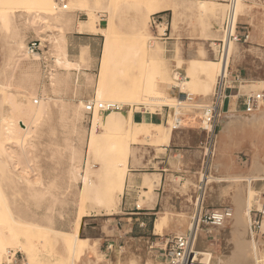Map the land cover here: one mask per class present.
<instances>
[{
  "label": "rangeland",
  "instance_id": "obj_1",
  "mask_svg": "<svg viewBox=\"0 0 264 264\" xmlns=\"http://www.w3.org/2000/svg\"><path fill=\"white\" fill-rule=\"evenodd\" d=\"M94 1L86 0L87 4L93 7L97 20L101 17L104 18V28L108 23V19L112 16L124 34H122L123 37L120 44H132L140 40L144 46L146 45V48L148 44L152 45V48H149L150 52L148 51L146 55L140 53L139 67L133 63L129 64V66L128 64L127 66L124 64L126 68L132 71L129 74V85L125 86L122 84L121 90L117 91V89H114V93L117 92L121 94V97H126V92L135 91L137 82H142L144 70H148V67L153 70L154 62H160L163 55L165 57L163 68L167 70V76L171 80L168 91L177 92L179 97V99H175L171 94L165 92L168 99L171 101L185 100L202 103L210 101L209 99L211 98L216 80L214 68L219 60L217 45L213 43L221 37L218 26L226 7L225 4L223 5L224 0H164L162 3H165L171 9L159 11L161 12V17L164 18L161 25H157V23L155 25L153 22L156 19V15H153L156 13L155 7L161 5V2L150 6L147 3L145 4L144 0H115V7L110 14L108 0ZM64 3L67 4V8L60 11L52 10L50 11L51 13L48 11L49 13H40L39 15L34 10L15 9V11L0 7V140H2V114L10 111L12 106L20 105L19 101L22 100V97L27 98L28 101L32 97L36 98L40 96L62 98V100L57 99V101L47 99L42 101L40 99L37 121L34 130L29 134L31 144L29 147L26 148L22 144L11 143L9 141L3 142L6 146L8 144L11 146L15 144L13 148L20 153V161L27 174L30 177H39L40 184L35 186L37 190L35 191V189L28 187V184L24 181L25 174H20L13 170L11 160L3 152L0 158L5 160L7 165L3 168L0 167L2 189L6 198L8 197L9 206L13 208L12 213L14 212L13 216L15 218L54 226L62 230L71 228L72 221L76 214L79 213L81 207L83 214L85 213L87 216L82 219V229L80 228L79 235L87 237L89 243L88 241L84 243L83 248H86L85 255L78 264H125L130 259H135L138 264H160V261L154 257L157 249H150L149 246L152 244L156 245L161 239L164 242L165 238H170L176 233L185 232L194 211V200L199 195L198 186L201 184L199 183L201 178L200 173L205 174L204 166L202 165V152L197 146L194 147L192 154L189 153L187 156H183L181 155L182 151H180L183 147L180 145V141H177L179 151H176L174 157L170 158L169 168L171 170L167 172L163 186L165 191L162 193L158 207L154 211L155 214L144 220L139 219L136 233L128 238L118 239L119 235H121L120 230L124 228L123 224L127 221L124 217L130 216L122 214L124 210L121 209V200L118 204H116L117 199L115 205L113 203L104 207L91 201H85L83 206H80L78 192L82 186V182L79 180L78 174V180L72 177V173L70 174L72 166H74L72 164L76 162L75 165L81 168L79 171L82 173L87 159L89 164H97L95 168L99 167V161L93 154L88 155L87 152V138L91 131L92 113L88 114L83 108L78 107V99L75 93L76 90L85 93L89 92V98L93 97L94 81L98 71L99 59L90 70L86 71L92 80H88L85 75L80 74V83L77 87L71 82L69 84L62 82V79L55 83L54 88L49 84V71L51 68L52 72L58 73V77L60 78H62V75H59V73L63 71L55 61L56 58L61 57L62 53L57 50L54 44V36L61 39L63 34L66 35L73 31L72 25H75L77 20L87 19L85 11L71 7L70 0H65ZM203 5L205 9L202 11L201 6ZM238 21L245 24L244 26L247 27L249 37L245 42L241 41L233 44V52L231 51L230 59L228 60L229 66L230 68L238 67L240 69H242V66H245L250 69L253 76L259 77V74L264 76V0H241L239 3ZM166 23H168L165 36L167 38L164 39L165 37L161 38L159 35L163 33ZM60 25L61 27H59ZM42 29L46 34L51 36V40L47 39L45 49L41 48L40 60L24 57L23 52H25L27 42L31 39L40 40L37 32ZM133 33L136 34L135 37H132ZM139 33L143 37L139 36ZM102 40L103 37L101 36L100 48ZM117 48L122 49V46L120 48L118 46ZM43 50H47V52L43 53ZM191 50L201 52L202 55L196 57V60L201 61L200 59L205 58V61H208V63H201L202 67L207 69L204 70L207 76L199 80L201 84L195 90H185V93L191 94L190 98L186 100L184 94L181 93L180 86H175V84L186 76V64L184 63L179 67L178 59L185 60L187 58L190 63L189 52ZM123 51H119V55H126ZM83 67L90 66L87 63L86 66H82L81 68L83 69ZM175 73H178V78ZM189 78L187 76L186 79L189 80ZM153 81L157 83V75L155 73ZM252 86L250 87V91L244 90V93H258L261 88H264V85L259 82L253 83ZM127 88L130 90H127ZM207 92L210 94V98L207 97ZM5 93L8 94V101L4 100L3 95ZM120 103L124 105L121 106L122 110L119 112L100 113V119L102 120L105 118V115H108V117L112 116L117 120H121L126 111L132 110L134 118L138 120L141 113L146 109L144 104L137 103L133 99ZM154 111L166 115L162 121L165 127L171 125L168 122V115L174 112L173 107L157 105L154 106ZM223 113L225 112H221L219 117ZM75 115H78V118ZM192 119V121L188 120L179 123L176 127H181L174 130V133L176 132L175 135L179 137L180 130L184 128L201 131V123H199L200 120L197 119V115H193ZM124 130L125 126L114 128L116 132H123ZM155 132L157 136L164 138L165 132L163 126L157 131L155 130ZM98 133H100V128ZM214 134L213 147L209 153L212 157L208 175L217 177L226 175L227 172L228 159L224 151L227 148L228 139L226 137L227 131H220L219 123L215 128ZM203 137L205 136L202 132V139H204ZM140 143L149 142L143 140ZM152 143H157V138ZM252 146L255 149L254 145ZM73 147H75V150ZM136 147V149L132 148V151L134 150L133 152L138 157L131 169H137L133 173L139 174L141 183L144 173L158 172L157 164L151 159L154 155L163 156L165 150L161 145L140 144ZM249 153V150L245 149L243 143L230 147V154L237 169H245V167L249 166L250 155L253 154ZM260 154L264 157V145L260 149ZM217 163H220L219 167H215ZM262 183L259 181L255 184L256 191L258 192L252 197L251 209L260 208L264 205V187ZM131 185L132 182L127 181L126 177L122 194H113L114 197L120 196V198L123 194L124 196L126 195V205L129 207L131 206V204H128L129 202L138 200L142 195L140 184L134 191L135 187ZM207 186L203 194L202 203L204 209L225 205L233 208L231 188L219 196L220 188L217 183L209 181ZM126 192L127 194H125ZM162 213L166 214L167 222L163 232L157 235L154 233L153 223ZM253 214L254 212H251V219L253 218ZM129 221L130 223L134 222L131 219ZM140 222L143 223V226H138ZM230 224L231 220L222 228H209L208 233L210 235L207 236L201 233L198 239V247H204L207 241L213 240L215 242L216 253L220 255L227 254L229 249L227 236ZM261 225L259 228H254L253 231L256 239L260 240L261 247L264 248V230L261 228ZM39 234L40 237L50 240L51 236H53L52 233L47 231H40ZM33 243L34 240H32L31 244L33 245ZM36 243L39 244L37 241ZM59 244L61 245L60 242ZM59 244L56 247H59ZM107 244H111L109 250H105ZM2 249L3 247L0 245V254L4 251ZM9 249L14 250L13 247ZM42 256L50 259L45 253ZM27 261L28 258L24 253L17 251L13 257L12 264H26ZM2 264H5V262Z\"/></svg>",
  "mask_w": 264,
  "mask_h": 264
},
{
  "label": "bare ground",
  "instance_id": "obj_2",
  "mask_svg": "<svg viewBox=\"0 0 264 264\" xmlns=\"http://www.w3.org/2000/svg\"><path fill=\"white\" fill-rule=\"evenodd\" d=\"M114 1L115 0H108L109 3L108 10L110 14L112 12V9L115 7ZM144 1L145 4L147 3L150 6H154L155 3L158 4V2H161V5L155 7V12L171 9L168 5L162 3L164 2V0H144ZM240 1L241 0H237L236 3L237 15L239 11ZM94 2H96V0ZM70 5L72 8L76 7L77 9L85 11L87 15L86 20H81V21L77 20L78 25L76 29L78 31L94 32L97 30L96 22L99 21H97V17L94 14L93 7L91 5H88L86 0H70ZM0 7L9 10H15V9L34 10L38 12V15L40 13L42 14L48 11L50 12L52 10L60 11L63 9V7L59 5L56 0H0ZM174 8L172 9L174 10ZM201 8L203 11V9H205V6L203 5L201 6ZM59 27H61V25ZM42 31L44 30L43 29L39 30L37 34H38V38L40 39L39 40L40 48L45 49L46 42L48 41L47 39L51 40V36L49 34H46L45 31L44 32ZM101 33L104 38V46H103L102 67L101 70L99 69L100 73L98 75L99 86L96 90L97 96L95 95L94 98L89 99L87 101L78 99V107L86 110L85 108L87 103H91V102L94 103L112 102V103H116L118 106H124L123 103L120 102H126L129 101L130 99H133L137 103L144 104L146 106V109L141 113V117L138 120L134 118L132 110L126 111V114H123L125 119L124 122L121 120H117L112 116H109L101 120L99 117V112L97 110V107H95L94 110L91 112L92 113L91 131L87 138V147H88L87 152L88 155L93 154V156L99 161V167L95 168L97 164L96 165L89 164L87 159L85 162L86 163L85 168L83 172L80 173L79 170L81 168L75 165L76 162L75 164H72L74 166H72V172H70V174L72 173V177L74 179L78 178L77 177L78 174V176L80 177L79 180H81L82 182V186L78 192V201L80 203V206H83L85 201H91L96 204L102 205L103 207L107 205H112L113 203H114L113 205H115L118 196L114 197L113 194L116 193L119 194L122 191L123 182L128 169V159L131 155L134 156L133 155L134 150L132 151L133 148L132 145L138 142H142L143 140H145V142L148 141L149 143L154 142L155 140L154 138L157 136L155 130L157 131L161 127V125L155 124L151 121V113L154 111V106L168 105L174 108V112L168 115L169 116L168 122L171 124L170 126L174 129L177 128L176 126L181 122L188 120L192 121L193 115H197V119L200 120L199 122L201 123L200 127L209 128L208 126H206L205 123L201 121L202 109L207 104V102L202 103L199 101H185V100L171 101L170 99H168V96L165 94L166 91L161 90L157 86V84L153 81L154 74H153V70L150 67H148V70L145 69L144 72L142 73V77H143L142 82L139 81L137 82L136 90L135 91L131 90L126 92L125 95L126 97H121L118 95V93L116 92L114 93L113 91L107 94L103 89V83L107 77V69H106L107 64L112 60L109 57L112 54V52L115 53L124 50L126 55L136 56V55H140V53L146 55L148 51L150 52L149 48H152V45L148 44L146 48V45L144 46V44L140 40L137 42H133L132 44H125V43L120 44L124 34L121 32L120 28L118 27L112 16L108 19L107 26L101 30ZM135 36L136 34L133 33L132 37ZM139 36H141L140 33ZM62 38L58 39L56 36H54V44L56 45L57 50H59L62 53L61 57L55 59L56 64H58V66L61 67L63 70L62 72L60 71L61 73H59V75H62L61 76L62 78L58 77V73L52 72V68H51L49 71V79H50L49 84H51L52 87L54 88L55 83L62 79V82L68 84L71 82L77 87L78 76L75 74L73 75L70 69L77 68L79 66L78 65L79 63L77 64V62H74L67 57L64 34L62 35ZM233 44L234 43L231 42L228 43L227 46H225L224 55L228 56V60L230 59ZM118 46L119 48L120 46H122V49L121 48L118 49L117 48ZM45 52H47V50H43V53ZM189 53L192 62V63L190 62V64H192L196 78L198 80L204 79L207 76L206 72L202 69L201 63L196 60V57L202 55L201 52L199 53L197 51L191 50ZM23 55L24 57H29L34 60L35 59L40 60L41 58L40 52L29 53L27 48H25V52H23ZM120 60L131 61L133 64H135L136 62V59H118V61ZM224 64H225L224 59L221 61L219 60L217 61V64L214 68V71L216 73L215 76H217L220 69L224 67ZM136 65L140 66V64H136ZM131 72L132 71L129 68H125L121 70L120 80L122 81L123 85L125 86L129 85L128 79H129V74ZM146 80L148 82H146ZM257 82L264 85V81L262 80ZM184 88L180 86V89L182 91H184ZM127 90L130 89L127 88ZM206 95L207 97L210 98V94L208 92L206 93ZM3 96H4V100L8 101L9 99L8 94L5 93ZM189 98L190 97H188L186 100H188ZM40 99L42 101L43 100L45 101L46 99L54 100V101H57V99L62 100L61 97L46 98L40 96L36 98L32 97L31 100L28 101L27 98L22 97V100L19 101L20 105L12 106V109L10 111H8L6 114H2L1 116L2 140H0V155L3 152L4 155L11 160L13 170L17 171L20 174H25L24 176L25 183L28 184L29 188L35 189V191L37 190L35 186L40 184L39 177H30L27 174V171H25V168L22 166V162L20 161V155H19L20 153H18V151L13 148L15 144L13 146H11L10 144L6 146V144H3V142L9 141L11 143L22 144L26 148L31 145L29 140V134L34 130L37 121V115L39 113L38 109L40 107L38 105L40 103L39 101H41ZM257 110H259L257 113H253L250 116H246L244 114L235 113L231 111L223 113L218 118L220 131L222 132L228 131L231 127L242 129L245 125H250L253 128H259L263 126L264 101ZM110 112H119V111L112 110ZM75 121L77 122L76 119ZM122 126H125V130L123 132L114 131V128L116 127L121 128ZM99 128H100V133H98ZM73 148L75 150V147ZM207 152L210 153V149L207 150ZM133 159L135 158L133 157ZM6 163L7 162L5 160H2L0 158L1 168L6 166L7 165ZM219 166L220 163H217L215 165V167H219ZM226 169H227L226 175L217 176V177L213 175L207 176L202 172L200 173L201 178L199 181L201 183L200 184L201 193L200 196H198L197 198L198 203H200V201L203 200L204 190L208 187L207 184L209 181H213L219 185L220 188L218 193L219 196L223 195L226 191H228L227 189L231 188L232 203H233V214H232V218L230 219L231 224L227 236V243L229 245L228 253L225 255L217 254L215 250V242H213V240H211L210 242L207 241L204 249L197 248V250L202 255L201 261L203 264H264V248L261 247L260 240L256 239L254 231L251 229L250 226L251 201H252L251 193L253 191L256 192L255 183L257 181L263 182L262 185L264 187V163L259 159H255L253 162L252 169L246 174L231 173L228 171V165L226 166ZM7 198L6 195L4 194V191L0 183V245L3 247L2 250H4L3 253L0 254V264H2L3 262H5V264H12L13 257L17 251L23 252L24 255L28 258L27 264H77V260L84 252V248H83L84 243L88 241V239L82 238L78 234L79 224L82 216L84 215L81 207L79 213L76 214V216L72 221L71 228L68 230H60L50 225L28 222L15 218L13 216L14 212L12 213L13 208L9 206ZM166 222H167L166 215L161 216L155 222V232L158 233V235H160L163 232ZM261 224H262L261 228L264 230V217L262 219ZM188 226L189 223L187 224L186 228ZM40 231H47L52 233L53 236H51V240L40 237L39 234ZM182 233L183 231L176 234H182ZM32 240H34L33 245L31 244ZM36 241L39 242L40 245L36 243ZM59 242L61 243L60 248L56 247V245ZM11 247H13L14 250H10L9 248ZM44 253L50 259L44 258L42 256V254Z\"/></svg>",
  "mask_w": 264,
  "mask_h": 264
},
{
  "label": "crops",
  "instance_id": "obj_3",
  "mask_svg": "<svg viewBox=\"0 0 264 264\" xmlns=\"http://www.w3.org/2000/svg\"><path fill=\"white\" fill-rule=\"evenodd\" d=\"M103 20L104 18H99V22H96V32H90V31H85V32H80L76 29L77 25H78V21H76V24L72 25L73 26V31L69 32L65 35V48H66V55L67 57L74 61L77 62V64L79 65L77 68H71V73L75 74L78 76V82H77V86H79L80 83V74H83L86 76V78L88 80H92L90 76H88V74L86 73V71L90 70V68H92L95 64V62L99 59V63H98V71H97V75H96V79L94 81V95L92 98L95 97V95L97 96L96 90L99 86V73L102 67V60H103V46H104V38L102 40V45L100 48V37L102 35L101 30L104 28V24H103ZM107 26V25H106ZM164 51V50H163ZM83 53V54H80ZM123 53H125V51H123ZM87 54V55H86ZM163 54V52H162ZM80 56V57H79ZM89 57V58H88ZM112 60L110 62H108L107 64V77L103 83V89L105 90V92L108 94L110 92H112L114 89L117 91L121 90V86H122V81L120 80V73L121 70L125 69L127 64L129 66V64H131V61H125V60H120L118 61V59H136V62L134 65L138 64L139 60H140V56L136 55H119V52H112V54L109 56ZM83 60V62H82ZM87 60V61H86ZM164 60L165 57L162 55L161 61L160 62H154L153 64V74L155 73L157 75V86L161 89L166 91L168 94H171V96H173V98L175 99H179L177 92H169V82L170 77L167 76V70L165 68H163L164 65ZM201 61H199L200 63H208L207 61H205V58L200 59ZM84 63V64H83ZM88 63V65L90 67H82L86 66ZM186 64V76L183 80L179 81L178 83H176L175 86H182L184 88V91L186 89H196L197 86L200 85L199 80L196 78L195 74H194V70L192 65L189 63L188 59L186 58L185 60L182 59H178V65L179 67L182 66V64ZM126 64V66L124 65ZM139 67V66H138ZM152 67V65H151ZM100 69V70H99ZM121 69V70H120ZM203 70H207L206 68L204 69V67H202ZM232 71H234L241 83L239 85V90L237 87V84H233V89H231L230 93L232 96L236 95V92L238 90V93L241 95L244 93V90H251L250 87H253V83L257 82V81H264V76L262 74H259V77L257 76H253L250 69L246 68L245 66H242V69L235 67V68H231ZM166 71V73H165ZM176 75H178V73H175ZM187 76H189V80L186 79ZM177 78L179 76H176ZM98 79V80H97ZM186 79V80H185ZM146 82H148L146 80ZM186 82V83H185ZM180 83V84H179ZM186 84V85H183ZM163 86V87H162ZM117 87V88H116ZM119 87V88H118ZM264 92V88L260 89V91ZM180 92V91H179ZM182 92V91H181ZM117 93V92H116ZM72 94L74 95L73 91ZM77 99H82L84 101H87L90 97L89 92H83V91H79L76 90L75 93ZM119 96H121L120 93H118ZM74 98V97H73ZM241 100L242 97L240 98H230V100L225 103L224 105V111L222 112H235V113H240V114H244L246 116H250L253 113H257L259 110L254 111L250 114H246L243 112L242 110V105H241ZM100 115V113H99ZM164 116H166L164 113L162 114L161 112H155L153 111L151 113V121L155 124L161 125L164 127V138L156 136L155 139L157 138V143H149V145L151 146H159L161 145L162 147H164L163 149L165 150V153L163 156H153L152 157V161L157 164V173H144V177L140 183V176L138 173H133V171H136L137 169H131L134 166V162L137 159V155L134 153V156H130L128 159V169H127V173L125 175V179L127 177V181H131L133 187H135L134 190H136L137 187H140L142 189V195L140 196V198L135 201H131V203L129 202L128 204L131 206H127V196L123 194V196H118V201L116 204H118L121 200V209L124 210V212H122V214H124V216L126 215H130L128 217H124L125 223L124 228L122 230H120L121 235H119L118 239L122 240V238H128L131 235H134V233H136L137 231V222L139 221V219H146L149 218V216H152L155 214V209L158 207V203L159 200H161V196L162 193H164L165 189L163 188L164 184H165V180L167 177V172L170 171L171 169L169 168V162H170V158L174 157L175 152L179 151L178 148V143L177 141H180V145L183 147L182 149H180L181 155L183 156H187L189 153H193L194 152V147L198 146L199 141L202 139V131H196V130H192V129H181L179 134L180 136H176L174 133V130L179 129L181 126L177 127V128H172L171 126L168 125V127H165L162 124L163 118ZM108 115H105V118H107ZM141 117V116H140ZM139 117V118H140ZM104 118V119H105ZM124 117L123 119H121V121L124 122ZM184 126V125H182ZM124 127V126H122ZM120 128V127H119ZM166 137V138H165ZM226 137L228 139L227 143V148L224 151V154H226L227 159H228V171L231 173H243L246 174L248 173L252 167H253V162L255 159H259L260 161L263 162L264 157L261 156L260 154V149L261 147L264 145V125L259 127V128H253L250 125H245L242 129H237V128H233L231 127L226 134ZM245 147L246 150H249V154L250 155V164L249 166L245 167V169H237L235 162L233 161V158L230 154V147L232 145H236V144H242ZM141 144H145V143H141ZM148 144V143H146ZM134 145V146H133ZM132 147L133 148H137V145H140V142L133 144ZM255 147V149L253 148V146ZM254 149V150H253ZM133 157L135 159H133ZM133 160V161H132ZM131 161V162H130ZM252 164V165H251ZM132 166V167H131ZM187 166V165H186ZM125 179L123 182V187H122V191L119 193L120 195L122 194L123 190H124V184H125ZM149 179V180H148ZM259 181H257L258 183ZM148 184V186H147ZM256 184V183H255ZM157 186V187H156ZM150 187V188H147ZM156 187V188H155ZM149 189V191H148ZM156 190V191H154ZM255 193H257V191H253L251 193V200L252 197L255 195ZM127 194V192L125 193ZM146 195V196H145ZM146 197V198H145ZM252 203V201H251ZM109 211V210H108ZM109 213V212H108ZM163 215H166L165 213H162L159 215L158 218L155 219L154 221V226H153V230L154 233L158 235V233L155 232V222ZM87 216V214L84 213V215L81 218L80 224H79V230H78V234L80 231V228L82 229L81 226V222L83 217ZM129 219L133 220L134 222L130 223ZM138 226H143V223L140 222L138 223ZM54 227V226H53ZM56 228V227H55ZM59 229V228H57ZM62 230V229H60ZM130 234V235H129ZM80 236V235H79ZM81 237V236H80ZM85 239H88L87 237H82ZM119 240V241H120ZM88 243H89V239H88ZM59 244V243H58ZM91 245V244H88ZM61 245L59 244L60 248ZM205 247V245H204ZM204 247L199 248V249H204ZM86 249V248H85ZM85 249L84 252L82 253V255L80 256V258L77 260V264L78 262L82 259V257H84L85 255ZM106 250V248H105ZM106 255V253H104ZM125 264H138L136 262L135 259H130L128 260Z\"/></svg>",
  "mask_w": 264,
  "mask_h": 264
},
{
  "label": "built area",
  "instance_id": "obj_4",
  "mask_svg": "<svg viewBox=\"0 0 264 264\" xmlns=\"http://www.w3.org/2000/svg\"><path fill=\"white\" fill-rule=\"evenodd\" d=\"M57 3L61 4L64 8L66 4L65 0H56ZM236 3L237 0H224L225 10L223 17L218 26L220 38L214 41V45H217L219 53V61H225L224 67L220 69L216 76L214 87L212 90L210 101L203 107L201 121L206 124L209 128L200 127L203 132L204 139H201L198 143V147L202 152V165L204 166L205 174H209L211 166V155L207 150H211L215 139V128L218 124V117L222 111H224V105L230 98H240L242 110L246 114H250L256 111L264 101V92L261 90L258 93H243L239 94V85L241 83L238 75L231 70L229 66L228 56L225 54V46L228 43L245 42L249 37L247 27L243 23L238 21V15L236 14ZM161 12H156L154 23L161 25L164 18L160 15ZM167 24L163 29V33L159 35L161 38L166 36ZM165 37L164 39H166ZM26 48L29 53L40 52V41L37 39H31L27 42ZM233 84H237L238 90L236 95L232 96L230 91L233 89ZM184 94L185 99L191 96V94L181 92ZM36 102V101H35ZM97 107L99 113H108L112 110L120 111L121 106L112 102H99V103H87L86 112L90 114L94 108ZM200 183V181H199ZM199 195L201 193L200 185L198 186ZM194 200V211L190 217L189 226L182 234H174L170 238H165L164 242L162 239L157 242L156 245H150V249H157V253L154 254L156 260L160 261V264H203L201 259L202 255L197 250L198 239L201 233L205 236L210 235L208 233L209 228H222L232 218L233 208L231 206H220L213 208H203V200L198 203L197 198ZM254 212L253 218L251 219V229L259 228L261 225L262 218L264 217V205L260 208L251 209ZM214 238V237H213ZM111 248V244H107L106 250ZM16 254V253H15ZM25 264V263H24ZM27 264V263H26Z\"/></svg>",
  "mask_w": 264,
  "mask_h": 264
}]
</instances>
